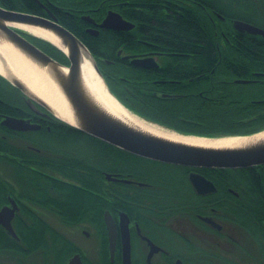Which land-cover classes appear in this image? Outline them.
Masks as SVG:
<instances>
[{"label": "flooded vegetation", "instance_id": "1", "mask_svg": "<svg viewBox=\"0 0 264 264\" xmlns=\"http://www.w3.org/2000/svg\"><path fill=\"white\" fill-rule=\"evenodd\" d=\"M18 2L20 8H11L6 0H0V8L54 20L72 33L93 56L108 89L131 112L133 100H208L213 93L221 96L223 84L240 80L208 77L191 65V55L173 52L146 38L140 15L153 17L154 10L155 16L192 13L201 24L210 26L209 31H220L221 36L224 25H228L226 31H237L233 21L264 31V0ZM113 14L119 17V29L101 26ZM14 31L56 62L69 65L66 57V61H59L39 47L31 34ZM109 33L119 36L117 47L111 50L92 41ZM221 46L218 38V56ZM217 64H221L220 60ZM111 68L119 75V84ZM48 115L52 114L18 89L10 76L0 75V212L13 211L10 232L0 223V264H68L74 256L79 257L81 264H258L261 258L264 261V238L260 235L261 230L264 233V220L256 222L250 214L247 221H238L240 190L243 193L248 189V196L253 199L249 182H243L248 187H242L239 169L189 168L144 159L145 166L127 177L102 173L105 204L87 206L92 211L90 219L71 215L72 221L64 222L51 205L32 204L30 154L40 151L32 147L31 137L47 138L44 128ZM14 121L39 128L14 129L8 124ZM37 143L46 147L50 142L38 139ZM251 169L253 172H249ZM254 169L257 166L244 169L242 176L249 174L261 179V173ZM39 174L44 180L55 179L60 184L66 181L60 174ZM105 174L128 183L109 181ZM191 174L203 178L202 193L194 189ZM111 185L118 187V204L111 203ZM255 207L248 205L253 211ZM106 213L110 224L104 220Z\"/></svg>", "mask_w": 264, "mask_h": 264}, {"label": "trees", "instance_id": "2", "mask_svg": "<svg viewBox=\"0 0 264 264\" xmlns=\"http://www.w3.org/2000/svg\"><path fill=\"white\" fill-rule=\"evenodd\" d=\"M18 1L6 0L11 8H20L21 2ZM20 1L24 4L26 1L30 3V0ZM153 13L156 15L157 12L154 10ZM155 15L153 17L140 15L142 19L140 24L144 26L142 34L146 38L156 40L173 52L191 55L193 61L191 65H196V69L202 70L208 77L220 76L223 81L235 79L256 81L247 84H223L221 96H215L213 93L208 100L200 98L176 101L154 98L144 101L133 100L131 110L147 121L184 135L214 138L249 135L263 130L264 37L226 31L228 25L223 26L221 36L220 31H209L210 26L207 23L206 26L201 24L192 13H182L180 16L171 13L166 16L160 13ZM239 19L250 22L247 19ZM118 38L117 34L109 33L100 35L92 41L111 50L117 47ZM218 38L222 41L220 56L216 48ZM32 39L59 61H66L65 55L51 44L35 37ZM218 60L220 65L217 64ZM111 70L112 76L119 84V75L113 72L112 68ZM254 73L259 75L256 77ZM45 126L47 128H44V133L50 142L46 147L39 145L37 138L31 137L32 147L40 152L31 151L30 154L32 174L29 196L32 204L51 205L64 222L72 221L71 215L90 219L92 211L86 207L105 204L102 193L106 186L102 173L122 174L123 177H127L128 174L141 170L140 166H145L147 162L93 138L52 115H48ZM44 156L48 159L46 160ZM254 170L261 173V179L249 174L242 176L246 172L244 169L237 171L241 172L239 178L242 187L245 186L243 182L245 184L249 182L253 197L252 199L248 196V189L243 193L240 190V199L237 200L238 221H247L250 214L256 222L264 220V165L257 166ZM40 172L60 174L66 181L60 184L55 179L44 180ZM70 182L87 191L78 189ZM110 190L111 194L116 196L111 195V203L118 204V187L111 185ZM249 204L256 206L255 211L248 209ZM260 235L264 238L262 230ZM256 263L264 264V261L261 258Z\"/></svg>", "mask_w": 264, "mask_h": 264}, {"label": "water", "instance_id": "3", "mask_svg": "<svg viewBox=\"0 0 264 264\" xmlns=\"http://www.w3.org/2000/svg\"><path fill=\"white\" fill-rule=\"evenodd\" d=\"M11 24L30 25L38 27L45 31L52 32L57 38L61 40L63 46L67 50V53L63 52L59 47L52 44L51 42L36 37L35 35H31L48 42L59 51H61L67 58L69 65H61L60 63L50 58L40 49H38L37 47L26 41L24 38H22L18 33H16L14 30H23L17 29ZM119 24L120 20L118 15L113 14L107 16L101 26L117 30L119 29ZM232 24L234 29H236L239 33H247L250 35H258L264 37V31L252 25H249L242 21H233ZM26 33L30 34L28 32ZM0 39H3L8 44L14 46L27 59H29L37 66L41 68H48L53 80L56 82L58 87H60L62 93L69 102L76 124L71 125L64 121L63 122L93 138H96L136 157L161 162L164 164L179 165L189 168L246 169L264 165V143L239 150H218L206 147H194L142 133L114 119L85 92L80 81V55L83 51L89 57L93 71L104 83L108 94L111 95L116 101H118V99L107 88L93 56L72 33L60 26L54 20H48L32 15L6 11L0 8ZM63 70L66 71L65 74L62 72ZM11 80L18 89L29 94L31 99L35 103L44 107L52 114L50 108L42 100L29 92V90L20 81H18L16 78H12ZM234 82L236 84L249 83V81L246 80H235ZM120 105L122 104L120 103ZM125 109L127 110V108ZM52 115L55 116L54 114ZM8 124H10L14 129L19 130H37L39 128L34 124L26 125L20 121L8 122ZM261 132H264V129L249 135L240 136L247 137ZM177 134L183 137L191 136L179 133ZM222 137H214L208 139H216ZM105 178L109 181L128 183L127 181L117 180L115 176L110 174H105ZM190 180L194 189L198 193H202L203 187L200 185V183L201 181H203V178L195 174H191ZM12 214L13 211L9 209H3L0 212V223L9 232L11 231L10 221L12 219ZM104 220L105 222H107V224L111 223V219L108 213L105 214ZM68 264H81V262L78 256H74L73 258H71Z\"/></svg>", "mask_w": 264, "mask_h": 264}, {"label": "bare ground", "instance_id": "4", "mask_svg": "<svg viewBox=\"0 0 264 264\" xmlns=\"http://www.w3.org/2000/svg\"><path fill=\"white\" fill-rule=\"evenodd\" d=\"M17 29L26 31L36 37L51 42L67 53L61 40L52 32L38 27L11 24ZM3 65H2V63ZM64 74L65 70L62 71ZM0 75L10 76L20 81L34 96L42 100L58 119L75 125L76 121L72 115V108L62 93L60 87L53 80L48 68H41L27 59L18 49L0 39ZM80 81L85 92L114 119L125 125L140 131L172 141L194 147H206L213 149L239 150L264 143V132L251 136L235 135L216 139L200 138L193 135L183 137L167 130L159 125L144 121L131 112L127 111L118 101L108 94L104 83L93 71L89 57L82 51L80 55Z\"/></svg>", "mask_w": 264, "mask_h": 264}, {"label": "rangeland", "instance_id": "5", "mask_svg": "<svg viewBox=\"0 0 264 264\" xmlns=\"http://www.w3.org/2000/svg\"><path fill=\"white\" fill-rule=\"evenodd\" d=\"M128 110V109H127ZM130 111V110H129ZM131 112V111H130ZM133 113V112H132ZM144 120V119H143ZM146 121V120H145ZM34 138L41 139L42 141H48L45 137H39L37 135H32Z\"/></svg>", "mask_w": 264, "mask_h": 264}]
</instances>
